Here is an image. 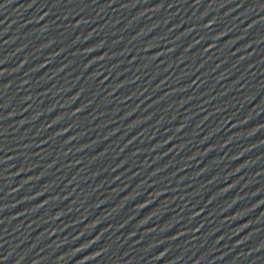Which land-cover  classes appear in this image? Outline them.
Segmentation results:
<instances>
[{"label": "water", "instance_id": "1", "mask_svg": "<svg viewBox=\"0 0 264 264\" xmlns=\"http://www.w3.org/2000/svg\"><path fill=\"white\" fill-rule=\"evenodd\" d=\"M0 264H264V0H0Z\"/></svg>", "mask_w": 264, "mask_h": 264}]
</instances>
